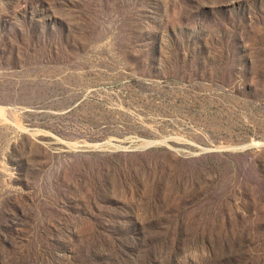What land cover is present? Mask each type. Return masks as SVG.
I'll list each match as a JSON object with an SVG mask.
<instances>
[{"label":"rangeland","instance_id":"obj_1","mask_svg":"<svg viewBox=\"0 0 264 264\" xmlns=\"http://www.w3.org/2000/svg\"><path fill=\"white\" fill-rule=\"evenodd\" d=\"M0 110V264H264V0H0Z\"/></svg>","mask_w":264,"mask_h":264},{"label":"water","instance_id":"obj_2","mask_svg":"<svg viewBox=\"0 0 264 264\" xmlns=\"http://www.w3.org/2000/svg\"><path fill=\"white\" fill-rule=\"evenodd\" d=\"M152 146H153V144H150V145H146L144 148L148 149V148H151ZM254 146H259V145H255V144L250 143V144H246L243 146L230 148V150L231 151H244V150L250 149Z\"/></svg>","mask_w":264,"mask_h":264},{"label":"bare ground","instance_id":"obj_3","mask_svg":"<svg viewBox=\"0 0 264 264\" xmlns=\"http://www.w3.org/2000/svg\"><path fill=\"white\" fill-rule=\"evenodd\" d=\"M1 112H2V111L0 110V114H1ZM147 144H148V145H150V144H151V142H148V143H146V145H147Z\"/></svg>","mask_w":264,"mask_h":264}]
</instances>
